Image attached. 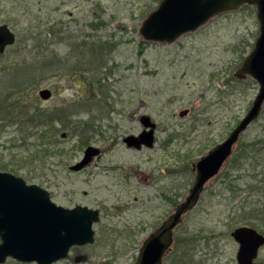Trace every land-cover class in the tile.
<instances>
[{
    "label": "rangeland",
    "instance_id": "obj_1",
    "mask_svg": "<svg viewBox=\"0 0 264 264\" xmlns=\"http://www.w3.org/2000/svg\"><path fill=\"white\" fill-rule=\"evenodd\" d=\"M160 2L0 0V24L16 36L0 55V171L46 189L56 205L100 211L94 243L54 264H134L143 240L187 195L193 164L258 92L251 78L235 77L259 34L254 6L219 14L171 44L143 41L142 21ZM43 89L50 99L39 98ZM141 115L156 124L155 144L128 148L122 139L140 133ZM240 143L258 145L249 166L231 172L245 191L230 202L229 166L213 178L175 231L182 248L173 243L163 264L179 262L182 251L186 264H237L229 215L246 194L264 205V106ZM88 145L101 158L70 171ZM257 230L264 235V226ZM77 255L87 260L75 263ZM255 264H264V247Z\"/></svg>",
    "mask_w": 264,
    "mask_h": 264
},
{
    "label": "water",
    "instance_id": "obj_2",
    "mask_svg": "<svg viewBox=\"0 0 264 264\" xmlns=\"http://www.w3.org/2000/svg\"><path fill=\"white\" fill-rule=\"evenodd\" d=\"M243 5H253L259 23V35L235 76H247L259 86L252 106L245 116L220 143L209 149L192 166L195 173L192 186L172 213L142 242L134 264H162L173 245V234L184 217L197 205L205 186L224 168L232 156L241 135L261 113L264 104V0H161L158 8L142 21L139 35L145 41L171 44L183 34L193 32L214 16L234 11ZM15 36L7 25H0V54L13 45ZM42 100L51 97L49 90L39 92ZM187 110L179 113L184 117ZM145 130L139 136H128V147L151 148L155 124L148 116L141 117ZM149 129V130H146ZM99 150L88 147L83 159L71 170L85 167ZM99 221V211L85 206L72 209L53 203L49 193L28 185L22 178L0 172V264L8 257L22 263L53 264L68 256L74 246L94 242L93 225ZM231 237L238 244V264H253L264 237L248 227L236 228ZM86 256L75 257V262Z\"/></svg>",
    "mask_w": 264,
    "mask_h": 264
},
{
    "label": "trees",
    "instance_id": "obj_3",
    "mask_svg": "<svg viewBox=\"0 0 264 264\" xmlns=\"http://www.w3.org/2000/svg\"><path fill=\"white\" fill-rule=\"evenodd\" d=\"M15 88H20L21 86H14ZM258 151V145L255 143H240L238 145V148L236 152L233 154L232 158L230 159L228 166L229 171H227L226 175L228 177L227 184L225 181L224 184V190L231 193V199L230 202H233L235 196H237L239 193H243L245 191L244 188L240 187V183L242 182V179L240 175H232L231 172H236L237 174H240V170L247 164L249 166L250 162H252L253 155ZM227 166V167H228ZM222 175V174H221ZM234 176L232 179H229V177ZM226 184V185H225ZM260 189L262 190V187L257 186H248V190H256ZM248 190L246 192H248ZM245 194V193H244ZM243 195V194H242ZM259 201H252L251 199H248L247 194L244 196L242 201H240L239 208L235 209L232 213V215H229V219L235 221L234 224L237 223L238 225H248L251 227H254L256 229L261 228L264 226V205L259 206ZM238 212V213H237ZM189 242H191L192 238L188 239ZM180 236L175 237V245L176 247L182 248ZM187 245V244H186ZM186 257V254L184 251L181 252L180 260L179 262H176L175 264H186V262H182L183 258Z\"/></svg>",
    "mask_w": 264,
    "mask_h": 264
},
{
    "label": "flooded vegetation",
    "instance_id": "obj_4",
    "mask_svg": "<svg viewBox=\"0 0 264 264\" xmlns=\"http://www.w3.org/2000/svg\"><path fill=\"white\" fill-rule=\"evenodd\" d=\"M143 115H141L140 117H139V120H140V123H141V117H142ZM143 131V129L140 131V133ZM140 133H138V134H136V135H127V136H125V137H123V139H122V142L124 143V139L125 138H127L128 136H138ZM64 136V135H63ZM155 137V136H154ZM125 144V143H124ZM126 145V144H125ZM154 146V145H153ZM152 146V147H153ZM88 147H94V148H97L98 150H99V154L98 155H96L95 157H93L92 158V160L85 166V167H83L82 169H80V170H78V171H74V170H71V167L72 166H74L75 164H77L79 161H81V159L83 158V156H84V152H85V150L88 148ZM126 147H128L127 145H126ZM143 147H145L144 145H142L140 148H138V150H140L141 148H143ZM151 147V148H152ZM128 148H135V147H128ZM148 148V147H147ZM135 149H137V148H135ZM103 155V150L100 148V147H98V146H93V145H88V146H86L85 147V149H84V151H83V154H82V158L79 160V161H77V162H75L74 164H72V165H70L69 166V170L70 171H72V172H81V171H83V170H86L90 165H91V163L94 161V160H96V159H100L101 158V156ZM13 174V173H12ZM15 176H18V175H16V174H14ZM20 177V176H19Z\"/></svg>",
    "mask_w": 264,
    "mask_h": 264
}]
</instances>
